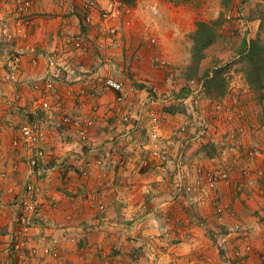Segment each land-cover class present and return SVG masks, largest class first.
Here are the masks:
<instances>
[{
  "label": "crops",
  "instance_id": "crops-1",
  "mask_svg": "<svg viewBox=\"0 0 264 264\" xmlns=\"http://www.w3.org/2000/svg\"><path fill=\"white\" fill-rule=\"evenodd\" d=\"M32 1V7L27 12L31 20L27 35L17 43L14 51L16 54H21L22 60L18 85L23 96L21 103L15 104L12 100V90L7 85H3L6 100L10 105L13 102L16 107H13V104L10 110L7 107V117L0 120L3 121L0 123V173H8L7 179L3 180L0 177V241H6L4 235L6 229L13 230L15 201L21 198L22 190L29 177L27 160L15 154L11 144L13 138L19 134V130L15 131L16 127L12 123L14 121L18 124L22 120L17 115L12 116L10 111L12 113L20 109L26 113L23 116L25 117L23 124L28 120L34 109V101L39 97L36 87L43 84L47 78L48 61L54 56H59L58 63L65 67L67 73H64L60 83L57 84L61 91L65 92L66 100L63 108L56 106L53 112L44 113V116L46 115L44 119L49 125L46 147L52 155L51 162L56 166L45 184V189L55 201L51 205L46 204L45 211L42 213L43 217H40L36 228L34 244L39 248V254H42L45 246L60 248L68 256V261L72 263L79 256L78 250L84 248L87 250L89 259L98 262L104 259L101 255L95 256L98 248L105 249L107 243H111L118 244L120 247L117 258L121 260V264H263L261 252L264 250V221L257 223V219L255 221L253 218L249 219V212L243 211L240 202L236 199L237 190L252 187L254 192L250 189L246 193L242 192L240 196L243 199L246 198L247 202L255 204L252 212H258L257 215L263 214L264 217V193L261 191L263 188L259 182L257 180L251 182L249 178H244L240 174L231 185H221L220 200L224 205L229 206V211L218 221L212 202L204 201L194 205L183 196L177 197V195L172 196V192L167 193L168 172L159 171L158 174L156 172L151 174L150 180L161 182L162 191L159 194L154 192L147 195V177L137 171L139 158L136 154L134 161L125 166H120V161L116 160L125 150L131 149L130 144H125V139L135 129L133 126L120 125L122 123L118 118L113 119V117L126 115L130 110L128 106H132L131 103L126 102L127 107L126 105L117 107L122 110L116 111L115 93L102 91L103 88L99 83L96 88L97 98L88 94L92 85L97 82L96 77L110 76L112 65L115 68L122 66L119 59L122 52L114 44L115 38L105 41V37L98 30L84 26L79 0ZM249 3H252V0ZM166 5L168 7L158 0L152 2L150 8L145 11L134 9L138 19L144 21V25L140 21L138 23L142 32L148 29H145V26H150L153 32L156 28L157 33L170 32L171 34H167L166 37L174 38L184 34L183 23L187 19V15L182 13L184 6L172 3ZM245 7V5L242 6V8ZM15 8V0H0V25L7 20L11 26L6 25L17 36V28L11 23L15 16ZM169 14L176 18L170 19ZM245 14L248 17L252 16V13H246V11ZM161 19V26H155L154 24ZM130 20L132 21L131 18ZM260 21L263 20H257V22ZM6 25L1 29L2 32ZM67 37L74 41L77 39L84 44L86 46L84 51L76 46V41L70 47V52L64 54L63 48H65L64 43ZM60 49L63 50L57 52ZM78 70L82 72L84 81H79V78L74 75ZM82 90L85 91L84 97L81 96L79 99H82L83 103L76 106V93ZM143 93L144 91L141 92ZM96 100L101 106L102 117L91 130L90 142L81 144L74 139L69 145L64 144L62 139L66 131L61 125V117L65 113L86 117L90 114L93 102ZM147 101L139 100V103H136L133 99L134 110L140 109ZM10 120L12 123H7ZM107 120H110L112 124L107 123ZM137 125L136 123L135 128ZM68 133L72 136L70 132ZM114 136H117L115 141H108ZM205 140L200 141L206 142ZM190 146L183 152V159L193 156L196 159L198 157L211 161L212 158L204 155L200 150L199 142H194ZM103 150L110 151L114 160L108 163L107 168L94 167L89 178L83 177L82 171L87 164L94 162L96 157L104 152ZM195 162L198 160H191L187 164L192 165ZM14 165L19 166V169L14 170ZM109 182H112L111 185H108ZM10 189L14 192L10 193ZM141 191L144 198L142 195L137 198V193ZM95 192L100 193L105 202L107 209L105 213H101L89 200ZM229 212L235 216V212L239 213L237 216L244 218L250 225L246 228L252 230L251 241L255 247L251 253L244 250L243 241L237 239L239 238L237 235H228L231 225H227L228 232L223 236L217 234L223 229V225L219 223L227 224L226 218H229ZM122 217L127 218L129 223H124L125 219ZM169 225L173 230L170 234H166L165 229ZM143 245H147L144 250L146 253L144 252L140 258L132 256L135 247ZM238 245L241 246V251L238 250ZM130 256L139 259L137 258L136 261L133 259L131 262ZM37 260L43 259L39 256ZM48 264L53 262L49 261Z\"/></svg>",
  "mask_w": 264,
  "mask_h": 264
},
{
  "label": "rangeland",
  "instance_id": "rangeland-1",
  "mask_svg": "<svg viewBox=\"0 0 264 264\" xmlns=\"http://www.w3.org/2000/svg\"><path fill=\"white\" fill-rule=\"evenodd\" d=\"M155 1L158 0H137L135 6H129L128 12L125 13L124 18L117 25L118 32L113 36L115 38L113 40L114 44H116L117 48H120L122 52V55L119 57V59H121L120 65L122 66H120L119 68L116 67V69L114 65H112L110 69L112 74L110 75V77L123 81L126 87L130 89V95L128 97L127 103H131L132 109H130V112H132V114L129 115H133L131 122L128 124L122 122L123 116L121 115H118V117L114 115L113 119L118 118L120 123H122L120 125H125L127 127L133 126V129H135L133 133L129 134L125 139V144H130L131 149L125 150L123 154L119 156L118 159H116L120 161L119 165L125 166L128 163L132 162V160L134 161L136 157L139 158V168L137 171L139 172V174H143L145 175V177H147V187H151L154 192L158 190L162 191V184L158 181H151V174L155 172L157 173L159 171L168 172L167 176L169 180L166 183L167 193L172 192V196L178 194V190L176 188L178 177L177 172L175 171L177 165L174 164V166L170 163L164 164L160 161V159L151 157V154H149L147 151L144 152L141 150V148H143V145L144 147H146V143L149 142V131L145 129L147 121L143 123V125H140V127H138L137 125V128H135L136 124L134 122L138 114H143V119L146 118L147 120V112L153 111L154 113L158 114V116H162V131H164L165 133L160 130L161 134L164 133L165 138L168 139L167 141L171 142L175 148L177 147L176 140L179 137L176 135L177 129L178 127H180L179 125L186 120H192L194 121V124L191 127L190 133H188L192 136V144L194 142H199L200 150L204 153V155H206L205 152L207 151L215 155L214 158L211 159V161L198 157L196 159L193 156H187L188 158L186 160L183 159V161H185L184 164L187 165V162L191 160H198V162L204 164L212 163L215 165H217L219 161H228V163L234 164L237 170V173H234L231 182L226 184L231 185L234 182L235 178L237 179V176H239L240 173L242 175V168L246 167L249 163L247 162L246 157L248 154L247 151L255 147L256 149H260L262 153L261 157H259L258 166L261 167L260 171H264V124L262 123L260 117L261 106L258 101L257 93H255L250 88L244 74L240 71L241 64H236L239 58L238 51L241 48V43L244 37H247V39L260 38L264 41V0H252V3H249L250 0H238V2L231 10H225L223 8L222 0H193L192 2L187 4H176L169 0H159L162 1L166 7H168V5L166 4L170 3L184 6L182 13L187 15V19H185V22L183 23V26L185 27L184 34H180L178 36H175L174 38L166 37L167 34H171L170 32H155L157 28L153 32L151 31L152 27L150 26H145V29H148L145 32H142L141 26L138 25L140 19H138V14L134 11V9L139 11L140 9H142L145 11L146 9H149L150 5H152V2ZM255 3L258 5H256ZM15 4V16L13 17V21L11 23H13L17 28L16 33L18 35L7 37L3 34L1 29L6 24H10L7 20L1 23L2 25H0V77L5 73V70L9 69L8 65L10 63L14 62L17 57L21 58V54H16V52H14L15 47L17 43L21 42V40L24 39L23 37H26V32L28 31L27 28L29 27V23L31 21L28 14H23L20 17L18 16V0H15ZM243 5H245L246 7L242 8ZM245 11L246 13H252V17L248 18V15L245 14ZM222 13H224L225 21L218 28L221 40H219V43L214 44L208 49L207 57L203 60L201 65L200 75H204V73L209 69H214L226 64L231 65V69L226 74L228 80V94L226 96L227 99H223V101L228 100L229 104L227 108H234L235 106L237 108L236 111L239 119L234 122L233 125L225 124L227 121H223V123L221 122L223 115L221 113H218L217 109L215 108V105L220 100L210 99L204 94L203 91H198V93L196 94L194 93L195 95L189 97L190 100H187L189 98L185 97L188 93H190L191 91L193 92V90H195L196 88L187 78L186 69L191 64L192 60V51L194 47L192 36L197 29V23L199 21H204L207 23L214 22L221 17ZM262 16L263 18L260 19L263 21L257 22V20L259 21V18L256 17ZM169 17L170 19H172L174 16L169 14ZM130 18L132 19V21L130 20ZM160 21H162V19L157 21L154 25L160 27ZM140 22L144 25V21ZM253 23H255V26H253ZM19 28L22 29V33H18ZM105 41H108L107 37L105 38ZM165 41H168V45H166ZM74 75L79 78V81H84V76L81 71H75ZM103 77L105 76H101L100 78ZM196 79L199 80V78ZM3 85V83H0V120H4L5 117H7V107L10 110V108H12V104L13 107H16L15 104H17L15 102V104L12 102L11 105L8 103L5 98L7 97L5 94L6 91L4 89L5 86ZM142 91H144L143 94H141ZM132 97L133 99H135L136 103H139V100L148 101L143 103L144 105L140 109L136 108V110H134L135 107L132 104ZM10 114L12 116L17 115L22 121L18 122L17 124V122L14 123L13 121L12 123V121L10 120L7 123H12V125H15V131L20 130L23 122L25 121V117L23 116L24 114L26 115V113L20 111V109H16L15 111H12V113L10 111ZM168 114H170L171 116ZM44 117L46 118V115H39L35 118L44 119ZM0 123H3V121H0ZM107 123L112 124L110 120H107ZM239 127L244 128V135L239 133ZM232 128L237 129L235 131L237 132V135L235 138H233L234 144L232 143V139L229 138V136L232 134ZM114 137H112L108 141H115V139H117V136ZM202 139H206V142H201L200 140ZM208 143H214L216 148L210 149V145ZM190 147L191 146H188V148ZM188 148L186 147V149ZM103 151L107 154L108 152H110L105 150ZM135 154L136 157H134ZM109 155L111 158L110 161L114 160V156L111 152L109 153ZM123 162L124 164L122 165ZM173 166L175 168H173ZM1 174L2 173H0V175ZM249 179L251 181L257 180L259 182V185H261V187L263 188L261 189L262 193H264V174L261 176L251 175ZM250 189L253 188L250 187L237 190L236 199H238V201L240 202L242 210L245 212H249V219L253 218L254 221L257 219V223L258 221L263 222V214L257 215L258 212H252V208L254 209L255 204L253 202H247L246 198L243 199L242 196H240L242 192L246 193ZM252 192H254V189ZM140 195H142V198H144L142 191L137 193V198ZM145 203V205L148 206V203ZM190 206L192 207V205ZM44 211L45 210H43V213ZM230 212L228 214L229 218H226L227 224H221L218 222L220 225H223V229L221 226H219L222 229L217 232L219 236H223L228 232L227 225L232 226L235 223H241L245 227L250 226L248 225L246 220H244V218H240L239 216H237V214L239 213L235 212V216ZM14 215L15 210L12 218L13 230L6 229L4 231L6 241H0V264H8L9 262L7 249L9 247L8 245L13 239V234L17 230V228H15L14 230L13 225ZM124 216L126 217V215ZM222 216L224 217V215L215 214L217 221L220 218H223ZM41 217H43V215ZM125 217H122L125 219L124 223H129V220ZM39 221L40 218L36 222V227L31 232V245L34 246H36V244H34V239L37 233L36 228ZM146 246L147 245H143L138 248L135 247V251L132 252V256L134 255L140 258L141 255L144 254ZM240 247L241 246L238 247L239 251H241ZM119 248L120 247L118 244L114 245L111 243H107V247L105 249L101 248V250H99L100 248H98V253L96 252L95 256L101 255L104 258L100 259L98 263L121 264V260L117 258ZM57 249L62 252V255H64L66 259L68 258V256H66L60 248ZM85 251L87 252V250ZM80 253L81 251L79 249L78 254ZM132 256H130L132 260L131 262H133L134 259L132 258ZM137 258L134 260L136 261L139 259ZM76 261H72V263ZM48 262L49 261H45L44 259H34L30 262V264H48Z\"/></svg>",
  "mask_w": 264,
  "mask_h": 264
},
{
  "label": "built area",
  "instance_id": "built-area-1",
  "mask_svg": "<svg viewBox=\"0 0 264 264\" xmlns=\"http://www.w3.org/2000/svg\"><path fill=\"white\" fill-rule=\"evenodd\" d=\"M79 2L84 15L83 22L88 27L98 30L99 33L108 39L112 38L118 32L117 25L122 21L125 13L129 10L128 6L124 4L122 0H79ZM32 3V0H18V16L20 17L23 14H27L32 7ZM22 32V29L19 28L18 33ZM3 34L7 37L14 36L10 27L7 25L3 30ZM76 41L67 37L66 42L64 43V50L60 49L57 52L63 50L64 54L69 53L70 47L73 46ZM76 46L81 47L82 51H84V47H86L79 41H77ZM58 58L59 56H54L48 61L47 78L43 84L36 87L39 91V97L34 101V109L28 120L20 128L19 134L15 136L11 142L15 154H18L21 158L27 160L29 177L22 190L21 198L15 201L16 206L13 225L14 230L15 228H17V230L13 234L11 243L8 245V264H30L32 260L37 259L39 256L42 259L54 262V264H100L91 261L84 249H80L81 253L78 256L77 261L71 263L68 261L69 258L66 259L65 256L62 255V252L57 248L45 246L40 255L39 248L31 245V232L36 227L37 220L41 217L46 204L51 205L55 201L54 197H51L45 189L46 182L56 169V166L51 162L52 155L46 147L49 125L47 120L35 117H38L40 112H53L56 106L59 108L64 107L66 95L65 92L61 91L57 83H60L62 79H60L62 76V69L65 67L58 63ZM21 61V58L17 57L14 62L8 65L9 69L5 70V73L0 77V83L7 85L9 89L12 90V100L17 104L21 103L23 99L18 87L20 83ZM96 81L97 82L94 81L95 84L92 85L90 92H88L89 95L95 99L97 98L98 94L96 88L99 83L103 88L102 91H111L115 93L116 106L114 108L116 111L121 112L122 110L117 107L123 105H126L125 107H127L126 102L130 95V89L126 87L123 81L110 76L103 78L96 77ZM88 82L90 84V80H88ZM191 84L196 87L193 93L196 94L198 91H203L202 83H199L197 80L191 81ZM84 93V90L76 93V106L83 103V100L79 98H81V96L83 98ZM225 99H227V97ZM187 100H190V98ZM228 104V100L220 101L215 105V108L217 109V112L221 113L224 117L221 119L222 123L223 121H227L225 124L233 125L234 122L239 119L236 111L237 108L236 106L234 108H227ZM128 107L129 109H132V106ZM100 110L101 106L96 100L93 102L90 114L86 117L74 113H65L61 117V125L64 126V131H66L65 137L62 139L63 143L69 145L74 139L81 144L89 143L91 139V130L102 117ZM129 114H132L130 110L127 111L126 115H121L123 116L122 122H125V124L130 123L133 118V115L131 116ZM31 116H33L34 119H31ZM143 118V114H138L134 122L140 127V125H143V123L147 121L145 129L149 131V142L146 143L147 145L145 144L146 147L143 145L141 150L144 152L147 151L151 154V157L160 159L164 164L170 163L177 165L175 169L178 177L176 185L178 190L177 195L187 198V200L194 205L200 204L203 201H210L215 207L216 215H225V213L229 211V206L224 205L221 202L219 191L221 185L230 183L234 173H237L234 164L228 163V161H219L217 165L212 163L204 164L201 162H195L192 165L184 164L182 154L185 150L182 149L181 152L178 144L175 148L171 142L167 141L168 139L164 136L165 132L162 131V116H158V114L153 111H149L147 112V120L146 118ZM193 122L194 121L192 120H186L182 123L183 125L180 124L176 135L187 137L188 139L191 136L188 133H190L191 127L194 124ZM160 130L164 133L161 134ZM236 130V128H232V134L229 136V138L232 139L233 144V138L237 135V132H235ZM238 130L239 133L244 135L245 131L243 127H239ZM67 131L70 132L73 137L70 136ZM188 144H192V141ZM185 146L186 145H184V147ZM247 153L246 157L247 162L249 163L246 167L242 168L241 176L249 178L251 175H263L264 171H260L261 167L258 166L259 157L262 155L260 149L253 147V149H250ZM110 160L109 153H100L94 162H89L87 164V167L82 171V176L89 178L94 167L107 168ZM123 164L124 162L122 165ZM18 169L19 166L14 165V170ZM0 177L3 180L7 179V172L2 173ZM111 183L112 182H109L108 185H111ZM13 192L14 191L10 189V193ZM160 192L161 191L158 190L154 193V190L151 187L146 188L147 195L153 193L159 194ZM89 200L93 203L95 208L101 212L106 210L105 202L100 193L95 192L89 197ZM172 230V226L169 225L165 229L166 234H170ZM228 235H237L239 239L243 241L246 252L249 253L254 250V245L251 241L252 230L250 228H246L241 223H235L231 226ZM261 259L264 264V250L261 252Z\"/></svg>",
  "mask_w": 264,
  "mask_h": 264
},
{
  "label": "trees",
  "instance_id": "trees-1",
  "mask_svg": "<svg viewBox=\"0 0 264 264\" xmlns=\"http://www.w3.org/2000/svg\"><path fill=\"white\" fill-rule=\"evenodd\" d=\"M122 1L127 6H135L137 3V0ZM169 1L176 4H187L192 2L193 0ZM236 1L237 0H222V6L225 10H231L236 4ZM224 17V13H222L221 17L214 22L207 23L204 21H199L197 23V29L192 36L194 41L192 60L191 64L186 69V75L190 81H194L197 80L196 78H199L200 81H197L199 83H202L204 94L210 99L220 101H223V99H225L228 94V80L226 74L231 69V65L226 64L214 69H209L202 76L200 75V70L203 60L207 57L208 49L214 44L219 43V40H221L218 28L224 23ZM256 18L260 19L263 18V16ZM83 19L84 15L82 14V20ZM84 26L87 25L85 24ZM238 53L239 58L236 64H241V68L239 67L240 71L244 74L250 88L258 95V101L261 106L260 117L262 123L264 124V41L260 38L247 39V37H244ZM64 73H67V71L62 69V76L60 77V79L63 77ZM193 92L191 91L185 97L189 98L190 96H193ZM40 115H44V113L40 112ZM31 119H34V117L31 116ZM186 138L187 137L182 138L181 136H179L176 140L181 152L182 149L185 150L186 147L188 148V146H190L187 142L191 141L192 136H190L187 140ZM184 145L186 146L184 147ZM209 145L210 149L216 148L214 143H210ZM205 153L206 156L210 158H214L215 156L214 154L209 153V151Z\"/></svg>",
  "mask_w": 264,
  "mask_h": 264
}]
</instances>
